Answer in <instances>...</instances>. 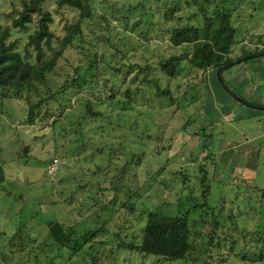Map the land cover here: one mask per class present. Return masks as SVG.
Here are the masks:
<instances>
[{"label":"rangeland","instance_id":"obj_1","mask_svg":"<svg viewBox=\"0 0 264 264\" xmlns=\"http://www.w3.org/2000/svg\"><path fill=\"white\" fill-rule=\"evenodd\" d=\"M23 1L0 0L1 26L12 27L13 19L23 9ZM205 1L94 0V16L83 26L86 40L84 43L77 42L59 60L55 70L47 74L50 88L58 92L65 87L67 95L62 102L69 112L64 116L62 107L50 101L39 105L36 109L38 116L29 123L30 107L42 100L46 89L37 96L26 93L21 98L10 97L12 100L9 99L5 108L0 110V165L5 168L6 174V191L0 192V264H95L97 259L96 264H143L141 257L135 253L129 256L124 249L116 252V246L120 241L126 244L140 242L147 211L158 209L170 212L179 201L186 207L202 203L201 165L208 170L209 178L214 179L213 185L218 188L214 189L210 198L214 213L206 208L201 217L205 219V225H200L201 221L195 222L193 227L195 259L199 264H204L205 260L210 264H229V261H233V264L256 263L257 253H254V249L257 244L261 245L264 235V192L255 191L256 188L264 189L263 134L258 141V147L263 148L260 166L255 171V180L250 181L247 180L248 175L254 174L255 168L251 166L255 165L259 149L253 148L248 153V162L243 161L241 165L243 171L234 174L228 171L229 174H226L216 165L205 161L207 152H201L206 150L205 142H199L194 134L199 124L197 128L193 125L187 129L184 127L197 114L196 109L206 111L202 103L186 102L192 106H187L188 109L183 111L177 106L169 107L164 99L154 102L155 96L147 89L144 98H150L151 104L160 110L156 119L155 115L140 113L141 110L134 107L129 120L112 117L119 110L110 111L106 120H83L89 102L86 104L83 98H78L82 84L73 85L77 78L76 70L82 68L80 74H83L100 49L108 64L105 67L99 64L100 76L97 79L101 81L99 83L94 78L92 82L99 83V88L95 89V85L90 84L84 89L85 94L96 99L100 94L109 95V87L114 86V92L122 88L123 85L112 76L110 70L113 66L121 69L122 62L125 67L131 65L130 68H133L130 69L133 75L122 90L141 86L145 74L158 66L159 57L156 56L175 54L168 45H160L169 40L167 34L162 39L164 31L176 26L178 18L184 23L191 18L189 25L202 28L205 19H213L216 4H221L223 0L213 1L212 5ZM227 5L233 10L232 24L239 28L237 39L246 42L252 33V36H259L260 39L253 42L260 44V47L244 45L251 52L264 50V0H228ZM46 8L53 13L51 28L56 34L52 43L54 50L44 49V58L49 59L67 35L66 26H73L79 15L71 8L57 12L53 3H48ZM167 18L169 21L165 22ZM130 19L132 24L126 23L125 20ZM36 28L37 17L34 16L25 29L11 28L8 38V43H15L16 51L32 64L36 63L37 55L28 42ZM101 40L106 45H102ZM119 45L121 47L118 49ZM238 48V52L242 50L241 55L250 52L240 46ZM145 50H148L145 52L146 59L137 52L131 59L133 52L142 53ZM177 52L181 54L180 50ZM238 52L232 57H240ZM124 53H129L128 57ZM245 64L250 66L249 71L253 75L255 67L264 75V57L248 60ZM183 66L180 80L176 83L182 88L177 94L182 95L187 88L196 85L203 92V82L192 76L188 64ZM103 89L108 90L104 92ZM211 102L206 113L215 115L212 110L215 104ZM202 111L199 112L201 115ZM252 111L254 114L258 112ZM62 116L64 120H57ZM218 127L214 128L213 133L218 131ZM55 160L57 171L51 173L50 167ZM126 164L131 165L126 178L131 189L122 191L117 198L110 192L102 194L103 189H110L115 178H120L122 167ZM127 193L135 197L128 198ZM95 199L99 204L113 203L109 212L98 216L102 217L101 221L106 220L119 237L101 234L96 242H104L102 247L99 244L100 248L90 250L87 246V250L78 254L59 245L44 246L52 236L61 238L60 225L65 229L73 228L75 236L79 238L97 226L96 221L91 220L96 208ZM134 199L137 200L136 212L128 215L123 206L128 204L130 207ZM216 220L221 226L217 231L216 227L213 229ZM210 237H214V241ZM113 251L116 255L113 261H108L107 257H111ZM244 255L247 257L242 258ZM145 260L144 264L153 262Z\"/></svg>","mask_w":264,"mask_h":264},{"label":"trees","instance_id":"obj_2","mask_svg":"<svg viewBox=\"0 0 264 264\" xmlns=\"http://www.w3.org/2000/svg\"><path fill=\"white\" fill-rule=\"evenodd\" d=\"M172 1L175 0H170L171 3ZM213 1L216 0H206L205 2L212 5ZM227 2L228 0H223L221 4H216L218 8L214 6L215 15L213 16V19H205L202 28L189 25L188 22H190L191 18L189 20L187 19L185 23L178 18L176 26L165 30L162 39L164 40V36L167 34L169 40L167 42L163 41L160 45H168L170 49L175 51V54L169 56H156L155 58L159 57L158 66L153 68L152 72H147V74H145L142 81L143 84L141 86H138L137 88H132L131 86L126 90H122L126 81L129 82V77L133 75V71H130V69H133L130 68L132 66L129 65L128 67H125V64L122 62L121 69L115 66L110 69L112 76L119 80L123 85L122 88H119L116 90L117 92H114V86L109 88L107 86L106 88L110 89V94L105 96L100 94L99 98L94 99L92 96L85 94L84 89L90 84L95 85V89L99 88L98 84L101 81L97 79V77L100 76L98 72L99 64L101 63V67H105L106 64H108L104 53H102L99 49L97 52L98 54H95L94 56L95 59L90 61L85 67L86 69L83 74H80L82 68L81 70H76L77 78L73 82L74 86L82 84L79 89L80 96L78 98H83L85 103L89 102L88 104L86 103V114L83 120H106L110 116V111L118 110L119 113L115 115L112 114V117L115 116L120 120H129L132 116L131 113L134 111V107L139 108V110H141L140 113L143 112L148 115H155L156 119L159 116L158 113L160 110H158L155 105L151 104L152 101H150V98H144L143 94L147 91V89L155 96L154 102L164 99L167 101V105L169 107L177 106V108H180L183 111H186V109H188L187 106H190L191 104L202 103L203 96L198 88V85L194 87L190 86L191 89L187 88L186 92L182 95L177 94L178 92H181L182 88V85L176 83L180 80L184 64L189 65L192 76L198 77V74H205L210 70L216 72L218 68L227 66L249 54L264 52V50L257 49L253 52L244 53L242 57H232L234 54L233 48L237 44L236 39L238 29L232 24L233 10L228 7ZM48 3H53L57 12L65 8H71L78 11L79 16L78 21L73 26H66L68 33L62 40L60 48L55 51L51 58L45 59L44 49L47 48L48 50L53 51L54 48L52 43L53 39L56 38V34L51 28V25L54 23L53 13L46 8ZM94 12V0L23 1V9L19 13L18 17L13 19L11 24L12 27H4L0 25V110L5 108L8 101L12 100L10 97L13 99L21 98L22 95L26 93L37 96L39 93H42V90L46 89L45 93L42 95V100L37 105L30 107L28 115L29 123L33 122L36 116H38L36 109L39 105L49 103L50 101L57 102L59 106L62 107L64 116L69 112L67 105L62 102L63 98L67 95V91H64L65 87H62L58 92L57 90L50 88L47 74L55 70L59 60L64 58L65 54L72 49L77 42L84 43L86 36L83 26L87 21H90L93 18ZM34 16L37 17V28L34 33L29 36L28 42L29 46L34 47L37 55L36 63L32 64L27 62L23 56L16 51L15 43H8V38L11 35V28L25 29L27 24L32 23ZM167 19H165V22L169 21V18ZM125 21L126 23L132 24V19ZM101 43H103L102 45H106V42L103 40H101ZM120 47L121 46L119 45L117 48L119 49ZM178 50L181 51V54H178ZM146 51L148 50H145L142 53H139V51L133 52L131 59L134 58L136 52L137 54H141L143 58L146 59ZM149 51L152 52V50ZM152 53L154 54L155 52L153 51ZM124 54L125 57H128L127 55L129 53ZM155 55L156 54H154V56ZM123 70H126L127 72H123ZM122 77H124V79H122ZM94 78L97 82H99L98 84L95 82V84H92ZM108 89H103V91L107 92ZM64 116H62V118H57V120H64ZM193 119L194 117L186 122L184 126L186 129L195 125ZM105 129H107V127ZM199 131L200 132L195 133V136L202 132H207L206 129ZM203 137L209 141V139L213 136H207V134H204ZM124 144H126V142H124ZM100 152L102 151H99V153ZM205 161L210 163L212 161V156L209 155L206 157ZM130 166V164L123 166L120 178H115L110 184V189H103L102 194L110 192L115 195V198H117L118 194L122 191L126 192V189H131V185L126 181L128 168ZM199 170L200 173L203 174L201 183L203 188L201 196L203 200L202 203L191 204L186 207L183 202L178 200L177 197V201H179L177 207L175 206V209L170 212H164L158 209L147 211V221L140 242L138 244H126L124 241H120V243L116 246V252L124 249L129 256H132L135 253L136 256L138 255L141 257L143 264L147 261L145 259L152 260V264H199L193 253L195 246V240H193L192 237L193 227L195 226V222L202 221L200 225H205V219H201V217L204 215L206 208H209L211 212L214 213L215 210L212 206L210 198L212 197L214 189L218 188L214 187V179L209 178V172L203 165L200 166ZM181 178H183L182 180L184 183L183 175ZM133 181L135 180L133 179ZM90 182H92V180H90ZM5 183V168L0 165V192L6 191ZM134 184L135 186L137 185L136 183H133L132 185ZM97 189L100 191V188ZM255 191L258 193L264 192V189L256 188ZM131 197L135 196H128V198ZM180 198L181 196H179V199ZM95 201L96 208L93 213L94 215L91 216V220L96 221L97 226H94L83 237L79 238L75 236L73 228L65 229L62 225H60L62 233L61 238L57 239L52 236L51 240L46 242L44 246L52 247L59 245L60 247L69 248L74 254H78L82 250H87V248L85 249L87 246L90 247V250L93 248L97 249V247L100 248L99 244L102 247L104 242H96L97 237L101 234H109L114 237H119V234L115 235L113 233L106 220L104 222L101 221L102 215L100 213L109 212V208L113 203L104 204L102 202L99 204L97 199H95ZM136 201L137 200H135L134 204L130 207L128 204H123L126 214L134 215L136 212ZM111 213L114 214L115 212ZM98 214L101 216H98ZM214 228L216 229L215 231L221 228L218 220H216V225L213 229ZM213 238L214 237H210L211 241H214ZM262 239L263 241L261 245L259 246V244H257L254 249V253H257L256 263L260 264H264V235ZM106 246L110 247L108 244H106ZM115 255L116 254L113 251L111 257H107L108 261H113V257ZM234 255L237 256L235 253ZM243 257L246 258L247 255L242 256V258ZM97 261L98 259L95 261V264ZM228 263L233 264L234 262L229 261ZM204 264L210 263L205 260Z\"/></svg>","mask_w":264,"mask_h":264},{"label":"crops","instance_id":"obj_3","mask_svg":"<svg viewBox=\"0 0 264 264\" xmlns=\"http://www.w3.org/2000/svg\"><path fill=\"white\" fill-rule=\"evenodd\" d=\"M237 29L239 31V28ZM256 39H260L259 36H252V33L249 34L247 38L251 44H249L247 40L243 42V40L236 39L237 44L233 48V53L237 54L239 46L245 51L251 50L248 48L249 46L260 47L258 46L260 44L253 42ZM244 43L247 44L248 47H246ZM241 52H238V56L240 57H242L240 54ZM249 67L248 64L243 62L227 72L225 71L224 79L230 88L247 102L255 105H264L263 71L255 67V75H253L249 71ZM198 79L201 80V83L203 82V92H200L203 96L202 107H204L206 111L196 109L197 114L193 119L195 122L194 126L197 128L199 124L200 127L197 131H194V134L200 132L199 130L207 128L205 134H207V136H213L209 141L203 137L204 135L202 136L203 132L195 136L199 142L203 140L205 142L206 150H202L201 152H207V156H212L213 161L210 162V164H214L213 166L216 165L222 172H226V174H229L228 171L234 174V172L239 173L244 170V167L242 168V163L247 160L246 157L248 153L252 152L253 148L259 149L257 158L255 159V165L251 166L255 168L254 174H249L247 179L254 181L256 177L255 171L258 170L260 166V155L263 150L262 147H258V141L264 137V112H259V110H257L258 112L254 114L252 111L253 108L233 100L218 83L215 71L210 70L205 74H198ZM211 101H214L215 104H212V110L215 115L206 113V108L209 102L212 103ZM204 102L206 105H204ZM201 111L203 112L202 115L200 114ZM218 125V131L213 133L214 128ZM242 155H244V157L240 158Z\"/></svg>","mask_w":264,"mask_h":264},{"label":"water","instance_id":"obj_4","mask_svg":"<svg viewBox=\"0 0 264 264\" xmlns=\"http://www.w3.org/2000/svg\"><path fill=\"white\" fill-rule=\"evenodd\" d=\"M259 57H264V52H257V53H252L249 54L247 56H244L242 58H240L237 61L232 62L231 64L224 66V67H220L216 70V78L218 83L220 84V86L222 87V89L236 102L245 105L247 107L259 110V111H263L264 112V106H259V105H255V104H251L249 102H247L244 98H242L241 96H239L234 90H232L230 88V86L226 83L223 74L225 71L230 70L234 67H236L237 65L242 64L243 62H246L248 60L251 59H255V58H259Z\"/></svg>","mask_w":264,"mask_h":264},{"label":"built area","instance_id":"obj_5","mask_svg":"<svg viewBox=\"0 0 264 264\" xmlns=\"http://www.w3.org/2000/svg\"><path fill=\"white\" fill-rule=\"evenodd\" d=\"M56 160H55V162L53 163V165L50 167V172L52 173V172H54L55 170H56Z\"/></svg>","mask_w":264,"mask_h":264},{"label":"bare ground","instance_id":"obj_6","mask_svg":"<svg viewBox=\"0 0 264 264\" xmlns=\"http://www.w3.org/2000/svg\"><path fill=\"white\" fill-rule=\"evenodd\" d=\"M219 120V119H218Z\"/></svg>","mask_w":264,"mask_h":264}]
</instances>
